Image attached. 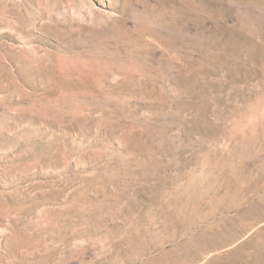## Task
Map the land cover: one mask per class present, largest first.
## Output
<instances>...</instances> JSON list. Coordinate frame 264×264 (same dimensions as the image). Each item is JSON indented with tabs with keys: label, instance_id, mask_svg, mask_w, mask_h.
Segmentation results:
<instances>
[{
	"label": "rangeland",
	"instance_id": "1",
	"mask_svg": "<svg viewBox=\"0 0 264 264\" xmlns=\"http://www.w3.org/2000/svg\"><path fill=\"white\" fill-rule=\"evenodd\" d=\"M0 264H264V0H0Z\"/></svg>",
	"mask_w": 264,
	"mask_h": 264
}]
</instances>
